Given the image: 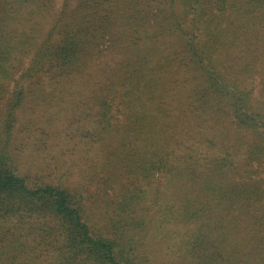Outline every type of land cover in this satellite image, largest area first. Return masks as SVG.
<instances>
[{
	"label": "rangeland",
	"instance_id": "374dc122",
	"mask_svg": "<svg viewBox=\"0 0 264 264\" xmlns=\"http://www.w3.org/2000/svg\"><path fill=\"white\" fill-rule=\"evenodd\" d=\"M78 1L51 0L43 11L7 3L0 11V149L8 139L15 172L28 184L67 189L93 229L133 238L137 256L148 264H193L197 226L183 218L184 210L202 209L216 219L226 208L216 190L224 183L213 186L209 158H231L228 181L263 183L264 165L246 159L251 138L227 110L196 95L203 79L181 37L163 22L154 25L158 19L150 14L154 8L164 16L166 5L115 0L100 40L78 33ZM180 3L174 5L177 15ZM85 22L91 29L88 17ZM66 23L86 43L74 64H32L50 30ZM253 44L252 33L237 26L212 59L225 77L251 91L254 108L264 116V62L253 54ZM20 78L22 94L8 124ZM160 154L172 169L151 175L149 164ZM247 232L234 227L230 245L244 246Z\"/></svg>",
	"mask_w": 264,
	"mask_h": 264
},
{
	"label": "trees",
	"instance_id": "16d2710c",
	"mask_svg": "<svg viewBox=\"0 0 264 264\" xmlns=\"http://www.w3.org/2000/svg\"><path fill=\"white\" fill-rule=\"evenodd\" d=\"M50 2L5 0L0 11H4L7 3L43 11ZM154 2L166 5L164 16L159 13L160 9H150L151 16L158 19L154 25L163 22L168 30L181 37L188 61L203 79L204 85L196 95L227 110L234 126L251 138L245 152L246 159L250 164L264 165V116L254 108L251 91L225 77L212 59L213 52L238 26L252 33L253 54H259L264 62V0H184L183 5L182 0H149L150 4ZM178 2H181V10L177 15L174 5ZM112 3H116L115 0H79L74 8L77 14L82 15L78 33H95L103 40L106 13L111 12ZM204 9L210 11L209 15ZM182 10L184 13L180 15ZM87 17L91 21V29L85 22ZM3 20L0 17V30ZM222 23L225 27L219 29ZM53 31L58 35L54 47ZM71 31L69 23L58 30L52 28L32 64L38 66L46 59L55 61L59 67H71L86 44L75 33L70 34ZM135 73L137 70L133 71ZM22 81L20 78L17 82L15 100L8 104V124L12 105L17 106L22 94ZM104 104L109 107L107 101ZM105 116L106 111L102 114ZM8 145L7 139L0 149V264H148L137 256L133 238L124 239L123 232L108 235L93 229L86 222L79 199L67 189L51 184H28L26 177L15 172ZM154 157L149 164L151 175L153 170L172 169L167 156L160 154ZM187 158L192 160L191 155ZM203 160L206 156L197 161L202 163ZM208 163L213 186L217 180L224 183L221 189L217 185L216 190L219 202L226 210L216 219L201 213L202 209L194 212L184 210L183 218L193 219L197 226L192 241L193 264H264V181H228V170L233 163L224 155L218 159L209 158ZM236 226L247 228L248 242L244 246H231L229 243Z\"/></svg>",
	"mask_w": 264,
	"mask_h": 264
}]
</instances>
